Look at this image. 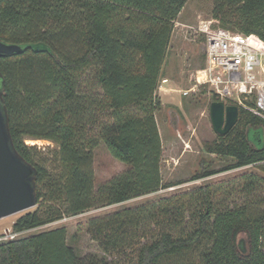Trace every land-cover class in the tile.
<instances>
[{
    "label": "trees",
    "instance_id": "16d2710c",
    "mask_svg": "<svg viewBox=\"0 0 264 264\" xmlns=\"http://www.w3.org/2000/svg\"><path fill=\"white\" fill-rule=\"evenodd\" d=\"M187 1L0 0V39L23 47L0 55L3 103L13 143L35 166L37 181V203L13 222L14 232L172 185L162 183L160 173L155 91L173 22ZM211 15L219 26L253 36L264 47V0H213ZM91 67L102 90L96 96L78 90ZM91 109L108 114L97 136L83 122ZM26 137L55 143L57 166L47 168ZM99 141L129 168L95 189L92 162ZM203 149L233 158L227 168L264 163V117L238 105L236 123ZM248 177L247 185L262 179ZM192 194L200 208L187 230L177 233L172 226L185 218V195L165 197L90 218L87 226L102 253L81 256L59 226L0 241V264H112L107 255L130 245L147 219L154 231L137 242L128 264H192L194 251L200 264H264L263 212L248 204L219 208L206 184Z\"/></svg>",
    "mask_w": 264,
    "mask_h": 264
},
{
    "label": "rangeland",
    "instance_id": "374dc122",
    "mask_svg": "<svg viewBox=\"0 0 264 264\" xmlns=\"http://www.w3.org/2000/svg\"><path fill=\"white\" fill-rule=\"evenodd\" d=\"M212 6L213 0H188L185 3L173 22L170 42L155 91L159 101L155 118L162 143L160 173L162 183L172 185L122 203L93 206L76 215H64L59 220L22 232L12 230L13 222L25 210L17 212L0 218V241L8 239L6 233L9 232L20 236L65 226L66 240L76 246L81 256L102 253L99 241L94 238V232L87 226L90 218L106 215L123 206H134L149 200L178 197L183 194L185 218L181 223L172 225L175 226L174 231L178 233L179 230H187L193 226L191 214L199 210L200 206L192 191L205 184L212 191L213 203L219 208L248 204L251 209L264 213V163L227 168L234 162L233 158L207 153L203 149V143L216 135L209 119V89L198 84L196 80L198 70L205 62L204 29L223 28L212 18ZM78 90L92 96L101 93L93 67L81 76ZM107 119V113L100 114L91 109L83 122L87 123L85 129L88 133L97 136L98 129ZM24 141L29 145H36L37 156L44 161L47 168L53 169L57 166L55 143L28 137ZM92 168L94 187L97 189L114 176L126 171L129 165L114 158L103 142L99 141L94 148ZM210 170L216 172L205 177L193 178L197 173ZM250 173L262 179L257 178L252 185H247ZM144 223L146 225L134 236L130 245L117 254L107 255L112 264L130 263L134 258V247L137 242L149 240L150 232L154 231V222L147 219ZM191 259L192 264H200L199 252L194 251ZM186 261L187 264L189 261Z\"/></svg>",
    "mask_w": 264,
    "mask_h": 264
},
{
    "label": "built area",
    "instance_id": "2783aa9c",
    "mask_svg": "<svg viewBox=\"0 0 264 264\" xmlns=\"http://www.w3.org/2000/svg\"><path fill=\"white\" fill-rule=\"evenodd\" d=\"M205 62L197 83L227 104L264 117V47L253 36L226 28L204 29ZM16 233H6L13 238Z\"/></svg>",
    "mask_w": 264,
    "mask_h": 264
},
{
    "label": "water",
    "instance_id": "95a60500",
    "mask_svg": "<svg viewBox=\"0 0 264 264\" xmlns=\"http://www.w3.org/2000/svg\"><path fill=\"white\" fill-rule=\"evenodd\" d=\"M23 47L0 39V55H11ZM0 73V218L34 207L37 203L36 168L16 149L2 96ZM238 106L222 100L209 103V119L216 134L223 135L236 123ZM239 235H245L241 232Z\"/></svg>",
    "mask_w": 264,
    "mask_h": 264
}]
</instances>
